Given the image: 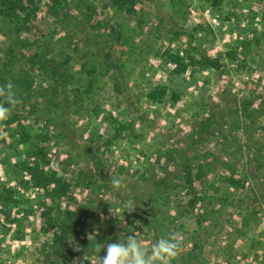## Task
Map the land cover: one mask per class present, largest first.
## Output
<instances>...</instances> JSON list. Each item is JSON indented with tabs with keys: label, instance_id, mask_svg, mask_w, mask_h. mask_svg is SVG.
<instances>
[{
	"label": "rangeland",
	"instance_id": "obj_1",
	"mask_svg": "<svg viewBox=\"0 0 264 264\" xmlns=\"http://www.w3.org/2000/svg\"><path fill=\"white\" fill-rule=\"evenodd\" d=\"M46 1L35 0L39 9L34 29L22 37L29 42H39L50 55L69 61L68 66L74 72L84 71L82 68L86 65L88 69L95 68L96 75H99L87 100L92 104L91 112L88 109L84 113L88 116L87 121L83 117L77 124H72L73 131L65 137L55 128L48 130L49 140L42 144L49 148L50 168L67 176L72 183L81 169H87L88 165L78 156L87 144L103 150L114 165L115 172H102V182H107L108 186L98 197L74 188L79 202L95 198L90 214L95 210L106 219L113 216L110 208L122 213L116 196L119 190L112 185V180L121 172L119 164L130 163L132 168L142 172L156 166V172L161 173L153 158L158 151L172 149L179 159L217 152L220 145L208 137L196 147L181 143L183 140L190 142V133L197 122L205 118L214 102L234 106L238 100L240 103L251 98L254 108H264V0H136L135 17L116 10L111 0H88L87 3H93L97 11L93 23L105 20L117 26L120 24L123 30V42L113 49L116 59L119 58L117 64L120 69L112 71L100 67L101 55L94 53L98 48L94 45L88 47L93 30L82 33L78 27L76 30L66 29L64 24L42 11ZM69 31L71 34L76 32L77 37L72 42L67 35ZM89 49L94 55L87 51ZM192 55L198 59L202 55L208 56L218 61L221 67L188 66L184 72L175 73V57L182 56L189 65V56ZM158 83L167 86V95L163 101L153 103L147 98V93ZM109 114L117 117L119 122H133L134 131L126 129L120 133L117 122L109 124L103 121ZM261 124L264 126V121ZM32 132L40 130L34 126ZM242 132L239 131L238 136L241 143H245L247 139ZM7 136L10 132L0 123V264H60L55 258L50 261L46 256L54 237L53 232L43 229L41 208L45 198L21 164L25 145L14 147L6 143L3 146V139ZM254 138L258 144L264 145V129L256 131ZM108 139L113 141L107 144ZM246 158H239L243 159L239 160L240 163L238 161L240 170L245 166ZM219 164L216 162L217 171L202 180L208 190L220 174L227 173ZM119 175L121 186H125L127 175ZM254 183L260 190L263 181H249L247 186ZM240 198L242 195L235 193L229 199L232 203L226 207L234 217L238 210L234 207L235 200L239 206H248V199ZM62 204L66 207L67 202ZM71 206L77 207V203H71ZM255 207L258 216L246 235L238 238L227 252L218 257L212 253L210 258H215L218 264H264V190L257 193ZM212 208L209 206L207 210V224L214 216L226 217L224 214L211 215ZM80 217L79 230L83 239L100 233L91 215ZM113 217L124 220L116 226L123 231L124 222L130 220V213ZM231 219L235 226L241 224L242 218ZM178 225L183 227L180 235L187 242L196 237L191 233L195 228L194 221H179ZM234 225L225 222L223 227L213 228L208 224L209 231L199 234L208 237L212 243L231 242ZM106 245L94 248L101 257L105 254L103 248ZM84 258H89L90 264H101L97 255Z\"/></svg>",
	"mask_w": 264,
	"mask_h": 264
},
{
	"label": "trees",
	"instance_id": "obj_2",
	"mask_svg": "<svg viewBox=\"0 0 264 264\" xmlns=\"http://www.w3.org/2000/svg\"><path fill=\"white\" fill-rule=\"evenodd\" d=\"M87 2L89 1L47 0L42 11L56 18L66 29L71 27V30H76L78 27L82 33L93 30L94 38L91 35L88 47L94 45L98 48L94 53L101 55L100 67H104L106 71L120 69L117 64L119 58L116 59L113 49L123 42V30L119 23L118 26L105 20L93 23L97 11L93 3ZM110 2L116 10L127 16L135 17L137 14L136 0ZM38 9L35 0H0V39H3L0 41V86L11 83L21 101L8 119L0 123L10 132V136L3 139V146L6 143L14 147L25 145L21 164L45 198L41 208L43 229L53 232L54 237L46 255L48 260L53 261L55 258L60 264H90L91 260L84 256L97 255L101 258L99 251L94 249L96 246L118 243L120 239H126V235H135L140 243L150 248L168 233L180 234L183 227H179V221H194L195 228L191 233L196 237L190 243L180 235L182 250L171 264H218L209 255L214 253L218 257L231 249L238 238L246 235L258 216L255 203L257 193L264 190V145L258 144L254 133L264 129L261 124L264 121V108H254L251 98L240 103L235 98L237 102L234 106L214 102L215 105L210 107L205 118L199 120L193 128L190 142L183 140L181 143L196 147L208 137L220 145L217 152L209 151L204 156L179 159L172 149L158 151L153 158L161 173L156 172V166L148 167L142 172L138 168H132L130 163L119 164L118 170L121 172L117 174V178L122 182L119 174L127 175L125 186H121L116 194L118 209L122 210L120 215L129 213L124 211L125 201L131 199L136 203L135 210L130 213V220L124 222L123 231H120L116 226L124 220L113 216L106 220L95 210L89 213L96 203L95 198H86L84 203L75 198L74 188L88 191L93 197H98L107 188V182H102V172L111 173L116 169L103 150L92 146L93 144H87L81 150L82 153L78 156L88 166L77 173L74 183L67 176L50 168L49 148L42 146L49 140L48 130L55 128L65 137L73 131L72 124H77L83 117L87 121L88 116H84V113L88 109L90 113L92 108L87 100L99 75H96L95 68L88 69L86 65L82 68L84 71L74 72L68 66L69 61L50 55L39 42H29L22 37L34 29ZM73 11L78 12L73 14ZM71 33H67L70 42L77 37L76 32ZM87 51L92 53L90 49ZM175 62L174 71L177 74L184 72L188 66L221 67L218 61L205 55L199 59L195 55L189 56V65L182 56H176ZM115 85L119 87L117 82ZM167 89V86L158 83L147 93V98L153 103L161 102L167 95ZM103 121L109 124L117 122L120 133L126 129L134 131L133 122H119L113 114H109ZM34 126L40 132L33 133ZM241 130L247 139L245 143H241L238 136ZM82 133L83 131L81 135ZM15 139V143L12 142ZM112 141L113 139H108L107 144ZM245 157L246 164L240 170L239 163ZM216 162L227 173L220 174L217 182L208 190L203 186L202 180L217 171ZM249 181H263L260 190L255 183L247 186ZM237 192L242 195L239 200L248 199L249 202L246 201L248 206H239L238 200H235L234 207H238V210L234 217V213L227 211L226 207L232 203L229 199ZM219 200L217 204L216 201ZM63 201L67 202L66 207H63ZM71 203H77V207L73 208ZM209 206L214 208L211 215H226L225 218L211 216L213 218L208 224L213 228L223 227L225 222L233 226L235 222L231 217L242 218L239 226L234 225L231 242L212 243L208 237L200 236L199 232L209 231L206 218ZM85 215H91L100 228L99 234L88 239H83L79 230V217ZM79 248H82L81 251H78Z\"/></svg>",
	"mask_w": 264,
	"mask_h": 264
},
{
	"label": "clouds",
	"instance_id": "obj_3",
	"mask_svg": "<svg viewBox=\"0 0 264 264\" xmlns=\"http://www.w3.org/2000/svg\"><path fill=\"white\" fill-rule=\"evenodd\" d=\"M19 97L8 83L0 86V121L8 119L13 109L20 103ZM121 179L114 178V188L121 187ZM124 211L133 212L136 208L134 200L125 201ZM113 216H120L110 208ZM182 237L179 233H168L162 236L151 247H145L135 235H126L118 243H108L103 249L105 254L101 257V264H171L182 250Z\"/></svg>",
	"mask_w": 264,
	"mask_h": 264
}]
</instances>
